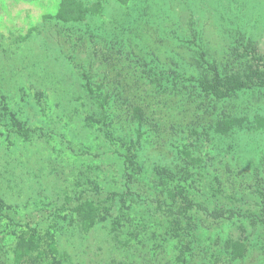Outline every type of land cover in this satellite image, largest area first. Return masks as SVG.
<instances>
[{"label": "rangeland", "instance_id": "1", "mask_svg": "<svg viewBox=\"0 0 264 264\" xmlns=\"http://www.w3.org/2000/svg\"><path fill=\"white\" fill-rule=\"evenodd\" d=\"M65 1L0 0V264H264V0Z\"/></svg>", "mask_w": 264, "mask_h": 264}, {"label": "trees", "instance_id": "2", "mask_svg": "<svg viewBox=\"0 0 264 264\" xmlns=\"http://www.w3.org/2000/svg\"><path fill=\"white\" fill-rule=\"evenodd\" d=\"M67 1L64 0L63 2V6L61 7V12L64 13L65 11L67 12V14H64L65 18H71V17H77L79 15V8H81L80 3L77 2H71L70 4H72V7H69L68 3H65ZM215 83L214 85L212 84V82L210 81V83L207 81L206 86H202L205 92H210L211 94H213L214 96H225L227 94L225 93H220L219 87H223V88H227L228 86H231L233 88H235L236 90H241L244 89L243 87L247 88V85L244 81L240 82L238 78L235 77H225L224 81L225 83H223V79L220 78L218 76V74H215ZM261 78V77H260ZM260 82H262V84L264 85V80H260ZM221 84H228L225 86H222ZM214 86V87H213ZM229 88V87H228ZM230 91V89H228ZM224 127L226 129L230 128V126L227 123H224ZM224 128V129H225ZM223 129V130H224ZM89 207H91L89 204H78L76 209V212H78V214H80L82 216L83 220H86V218L89 219L88 217V212L90 211ZM22 248L24 247L25 244L21 243ZM19 244V247H20ZM17 256H18V260L20 261V259H24L25 258H29L32 259L33 256L31 254V247H26L25 251L22 252V250L17 251ZM33 260V259H32ZM34 261L36 262L35 264H45V262L47 261L44 257L38 258V260L34 259Z\"/></svg>", "mask_w": 264, "mask_h": 264}]
</instances>
